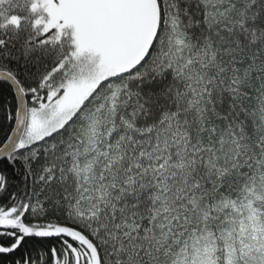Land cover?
<instances>
[{"label": "snow or ice", "instance_id": "snow-or-ice-1", "mask_svg": "<svg viewBox=\"0 0 264 264\" xmlns=\"http://www.w3.org/2000/svg\"><path fill=\"white\" fill-rule=\"evenodd\" d=\"M0 163V264H264V0H0Z\"/></svg>", "mask_w": 264, "mask_h": 264}, {"label": "trees", "instance_id": "trees-1", "mask_svg": "<svg viewBox=\"0 0 264 264\" xmlns=\"http://www.w3.org/2000/svg\"><path fill=\"white\" fill-rule=\"evenodd\" d=\"M9 99H10V97H9ZM3 168H4V164H3V163H0V169H3ZM5 170H7V169H5ZM9 175L11 176L12 173L9 172ZM19 255H20V253L18 252V253L16 254V256L18 257Z\"/></svg>", "mask_w": 264, "mask_h": 264}]
</instances>
